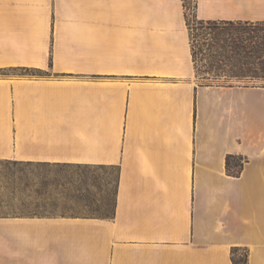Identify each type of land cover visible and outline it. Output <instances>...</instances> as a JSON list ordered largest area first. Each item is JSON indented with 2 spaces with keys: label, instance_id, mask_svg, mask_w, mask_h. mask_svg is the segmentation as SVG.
I'll list each match as a JSON object with an SVG mask.
<instances>
[{
  "label": "crops",
  "instance_id": "obj_1",
  "mask_svg": "<svg viewBox=\"0 0 264 264\" xmlns=\"http://www.w3.org/2000/svg\"><path fill=\"white\" fill-rule=\"evenodd\" d=\"M0 159L118 170L112 218L0 217V264H264V89L197 82L183 0H0Z\"/></svg>",
  "mask_w": 264,
  "mask_h": 264
},
{
  "label": "rangeland",
  "instance_id": "obj_2",
  "mask_svg": "<svg viewBox=\"0 0 264 264\" xmlns=\"http://www.w3.org/2000/svg\"><path fill=\"white\" fill-rule=\"evenodd\" d=\"M185 13L192 20L196 15V0H183ZM196 73V71H195ZM41 70L9 68V79H45ZM205 74L196 73L199 84L213 87H246L264 89V81H248L222 78L213 81ZM47 79V78H46ZM12 101V100H11ZM15 120L14 111L9 113ZM17 129H9V140H17ZM12 136V137H11ZM14 161L0 159V217H111L116 204L118 170L107 166L88 165L80 169H65L62 172H31L25 165H14ZM22 162V161H18ZM41 180L60 179L66 189L49 188L36 193V183ZM26 182L33 186L26 188ZM75 188L77 189L76 191ZM71 191V192H69ZM247 251H239L236 258H244ZM249 256V255H248Z\"/></svg>",
  "mask_w": 264,
  "mask_h": 264
},
{
  "label": "trees",
  "instance_id": "obj_3",
  "mask_svg": "<svg viewBox=\"0 0 264 264\" xmlns=\"http://www.w3.org/2000/svg\"><path fill=\"white\" fill-rule=\"evenodd\" d=\"M189 29L190 48L196 73L205 74L213 81L222 78L264 81V21H232V20H201L195 15L191 20L186 14ZM245 164L243 156L228 155L226 160L227 173L240 177ZM14 165H25L31 172L59 173L65 169H80L83 164L47 163V162H18ZM103 167V166H102ZM118 182V181H117ZM26 188L33 183L26 182ZM36 193L49 188L66 189L60 179L41 180L36 183ZM118 187V186H117ZM74 190V188H73ZM77 189L75 188L74 191ZM71 192V191H69ZM117 194V191H116ZM116 205V204H115ZM101 217V218H112ZM239 249H233L234 264H248V253L244 258H236Z\"/></svg>",
  "mask_w": 264,
  "mask_h": 264
}]
</instances>
